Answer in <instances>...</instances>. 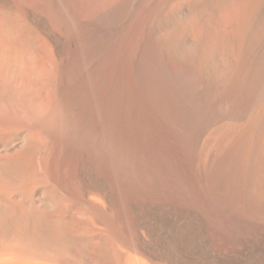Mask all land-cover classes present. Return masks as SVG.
<instances>
[{
    "label": "bare ground",
    "instance_id": "6f19581e",
    "mask_svg": "<svg viewBox=\"0 0 264 264\" xmlns=\"http://www.w3.org/2000/svg\"><path fill=\"white\" fill-rule=\"evenodd\" d=\"M150 256L264 264V0H0V264Z\"/></svg>",
    "mask_w": 264,
    "mask_h": 264
},
{
    "label": "rangeland",
    "instance_id": "374dc122",
    "mask_svg": "<svg viewBox=\"0 0 264 264\" xmlns=\"http://www.w3.org/2000/svg\"><path fill=\"white\" fill-rule=\"evenodd\" d=\"M139 179V180H138ZM142 179H143V182H142ZM140 179V177H136V179L133 180V185H132V190L133 191H136L138 193H143L145 195H150V196H154L153 195V186H152V182H151V179L149 180V178L147 179H144L142 178ZM145 180V181H144ZM141 182V183H140ZM149 182V183H148ZM138 183V184H137ZM146 183V184H145ZM144 184V185H143ZM136 185V187H135ZM142 185V186H141ZM148 185V186H147ZM134 187V188H133ZM142 190H141V188ZM152 188V189H151ZM146 189V190H145ZM140 190V191H138ZM144 191V192H143ZM133 226V227H132ZM129 227V231L126 230V236H128L129 238H133L135 236H138L139 234L137 233L138 232V228L135 224H131V225H128ZM131 227V228H130ZM133 234H132V233ZM131 233V234H130ZM131 236V237H130ZM133 236V237H132ZM137 243V244H136ZM134 243V246H135V252L137 254H153L150 250H148L147 248H145V245H144V242L143 241H140V242H137ZM137 246V247H136ZM157 261L152 258L150 256V264H156Z\"/></svg>",
    "mask_w": 264,
    "mask_h": 264
}]
</instances>
